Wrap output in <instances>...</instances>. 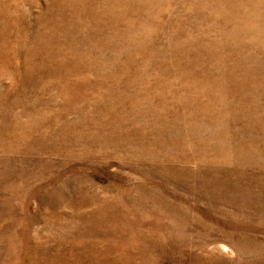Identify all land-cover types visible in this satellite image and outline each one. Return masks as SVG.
Segmentation results:
<instances>
[{
    "label": "rangeland",
    "instance_id": "374dc122",
    "mask_svg": "<svg viewBox=\"0 0 264 264\" xmlns=\"http://www.w3.org/2000/svg\"><path fill=\"white\" fill-rule=\"evenodd\" d=\"M0 264H264V0H0Z\"/></svg>",
    "mask_w": 264,
    "mask_h": 264
},
{
    "label": "bare ground",
    "instance_id": "6f19581e",
    "mask_svg": "<svg viewBox=\"0 0 264 264\" xmlns=\"http://www.w3.org/2000/svg\"><path fill=\"white\" fill-rule=\"evenodd\" d=\"M90 53V52H89ZM90 56V55H89ZM61 60V59H60ZM34 73V72H33ZM29 104V103H28ZM94 116V115H93ZM82 117V116H81ZM84 118V117H82ZM84 121V120H83ZM86 122V121H85ZM137 128V127H136ZM72 133V132H71ZM79 133V132H78ZM83 133V132H82ZM156 134V133H155ZM71 135V134H70ZM122 136V135H121ZM68 138V137H67ZM82 138V137H81ZM110 139V138H109ZM77 141V140H76ZM98 143V142H97ZM106 145V144H105ZM126 145V144H125ZM132 145V143H131ZM117 147V146H116ZM136 147V146H135ZM108 148V147H107ZM127 149V148H126ZM130 149V148H129ZM133 150V149H132ZM152 150V149H151ZM134 152V151H133ZM129 155V154H128ZM140 155V154H139ZM158 155V154H157ZM155 156V155H154ZM139 159V158H138ZM150 159V158H149ZM153 159V158H152ZM148 161V160H147ZM154 161V160H153ZM145 165V164H144ZM142 187V186H141ZM236 194V193H235ZM234 197V196H233ZM132 211V210H131Z\"/></svg>",
    "mask_w": 264,
    "mask_h": 264
}]
</instances>
